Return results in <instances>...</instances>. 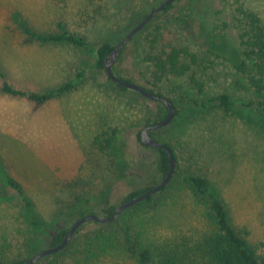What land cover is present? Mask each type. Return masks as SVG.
<instances>
[{
    "label": "rangeland",
    "instance_id": "obj_1",
    "mask_svg": "<svg viewBox=\"0 0 264 264\" xmlns=\"http://www.w3.org/2000/svg\"><path fill=\"white\" fill-rule=\"evenodd\" d=\"M160 1L0 0V72L9 84L25 93L53 92L82 74L73 89L40 105L0 92V168L19 183L34 215L45 225V230L33 227L16 193L0 183V197L10 199L0 202V262L27 260L50 248L51 238L85 206L102 217V210L117 207L130 192L162 181L158 153L137 140L159 103L120 91L103 70L94 68L93 57L83 49L67 43L41 44L22 25L45 34L58 31L61 22L93 47L116 44ZM239 8L258 16L264 26V0H177L149 22L138 44H127L119 63L115 61L118 76L151 89L146 55L169 44L188 46L195 53L197 61L187 75L166 76L160 88L153 89L174 104L173 120L155 136L170 143L179 164L175 180L171 183L172 176L167 190L150 203L126 209L116 223L82 225L72 236L78 247L95 235V249L107 241L103 237L108 233L115 244L124 233L140 236L145 245L197 239L206 230L205 202L182 181L189 175L207 178L234 227L249 231L250 243L264 241L263 99L240 87L229 63L238 48L232 24ZM209 34L218 40L210 43ZM192 75L201 86L189 80ZM219 95L229 97L228 112L210 104L203 107ZM108 129L120 133L114 147L123 162L117 177L108 168V153L93 146L94 137ZM101 193L104 198H97ZM90 254L80 264H134L119 247ZM52 255L37 262L52 264ZM59 264L72 262L61 257Z\"/></svg>",
    "mask_w": 264,
    "mask_h": 264
},
{
    "label": "trees",
    "instance_id": "obj_2",
    "mask_svg": "<svg viewBox=\"0 0 264 264\" xmlns=\"http://www.w3.org/2000/svg\"><path fill=\"white\" fill-rule=\"evenodd\" d=\"M161 2L162 1H160L158 5ZM105 5H107V2ZM103 6L104 5H100L101 8H104ZM172 6L173 4L165 7L161 12L152 18L151 22L157 19L160 13L163 14L170 10ZM155 7H152L150 11ZM150 11L144 14L143 18ZM236 14L238 17L234 19L235 21L232 25L236 31L238 48L237 51L233 52L232 56L229 58V63L238 78L237 83L240 84V87L243 90L253 92L258 98H262L263 100L260 102V105L264 106V26L258 16L242 8L237 9ZM148 25H150V23L147 24L145 28L138 34H136L127 44L132 42L134 44H138L143 32L148 27ZM57 26L59 30L56 32L40 34L32 31L28 26L22 25L24 32L41 44L67 43L83 49L93 57L94 68L104 71L105 58L112 50H114L119 42L116 44L102 43L97 47H93L88 44L85 38L70 34L65 29L63 23L59 22ZM215 37L216 36H211L209 34L207 36V40L212 43V40H218V38ZM127 44L120 52L116 63H119L123 59V53L127 47ZM206 51L210 55L219 57V54H217L213 49H206ZM186 59L188 60L187 62L185 61ZM144 61L149 66L148 73L150 72V78L152 79V82H147L151 84L152 88L148 89L143 86L141 87L151 93L164 97L163 94L160 92H154L153 89L160 88V85L166 76L183 77L187 75L191 69V66L196 63L197 57L195 53L190 51L188 46L169 44L160 47V50H155V52L152 54L146 55L144 57ZM112 71L119 79L134 83L130 79H124L118 76L115 71V65L112 66ZM81 77V73L77 74L72 81L57 87V89L53 92L46 91L43 93H25L9 84L3 73L0 72V80L2 82L0 86V92L13 97H25L28 100L40 105L46 103L54 96H58L70 89H73L81 80ZM189 80L194 85L201 86L195 76L192 75ZM112 84L120 91H129L132 94L141 97V95H139L137 92L119 87L114 83ZM164 98L173 104L171 99L166 97ZM156 102L159 103V108L156 112V115H154L153 118L146 119L143 128L152 126L166 118L168 114L166 106L159 101ZM209 104L210 106L221 108L225 112H228L231 108V103L227 95H219L208 101V103L204 102L203 107H207ZM157 131H150L149 136L154 141L162 143L169 148L174 158L175 167L178 169L179 159L177 158V155L172 149L170 143L160 142L157 139L155 136ZM119 138L120 133L117 129H108V132L103 131L97 134L93 139L94 148L98 152L102 154L108 153V156H110V167L108 168L115 171L116 177L120 174L121 165L123 163L121 161V152L114 150L115 143ZM137 140L141 143L140 132L137 133ZM141 145L143 144L141 143ZM154 150H156L158 153V173L163 179L169 168V160L164 151L158 149ZM175 174H177V172ZM175 174L173 175L171 183L175 180ZM182 181L187 183L192 188L193 193L198 198H202L205 202V205L203 206V217L206 221V230L197 239H192L190 241L187 240L188 242H176L170 246H160L153 244L145 245L140 239V236H132L130 234L124 233L122 239L120 238L119 242L115 244V241L111 240V237L108 233V237H103V239L107 241L96 244L94 249L92 247L91 240L95 238V235H93L90 240L88 239V242L86 241V243L82 244L81 248L78 247L80 245L77 246L79 242L74 244L75 240L73 241V238H71L68 245L61 252L52 255L54 257L52 264H59V259L61 257L68 259L70 263L72 262V264H80L82 262H86L87 259L90 258L89 255L92 256L90 253L93 251L105 252L107 248L110 250L113 248L116 249L118 247L134 260V264H264V241L252 244L248 241L247 236L249 235V231L246 228L236 229L234 227L223 200L211 188L207 178L201 175H189L183 177ZM0 183L4 187L12 189L16 193L17 199L21 201L25 208L26 218L31 223V225L38 230H45V225L41 223L34 215L31 203L24 195L19 183L9 178L1 170V168ZM170 185L164 187L159 193L166 191ZM153 186L154 185L145 186L130 192L121 203L129 201L130 199L146 192ZM159 193L148 197L142 203H150ZM100 195L101 196H98L97 198H104L105 196L104 193H101ZM9 200L10 199L8 197H0V202H7ZM84 204H88V202L84 201ZM140 204H137L136 206H139ZM114 208L115 207L113 206H109L107 209L102 210V217H109L112 214ZM87 214H95V211L85 206L84 211L80 212L73 218V222ZM118 219L119 217L113 222L116 223ZM73 222L69 226L64 227L60 232L51 238L50 248L58 245L62 241ZM93 224L97 225L98 223L93 222ZM81 227L82 225L75 231L73 236H77ZM100 227L102 228L103 225H99L98 229H100ZM108 227H110V225H108ZM76 257H79L78 261H76ZM27 260L22 259L11 264H23ZM5 263L6 262H0V264ZM34 264H40V262H36Z\"/></svg>",
    "mask_w": 264,
    "mask_h": 264
},
{
    "label": "water",
    "instance_id": "obj_3",
    "mask_svg": "<svg viewBox=\"0 0 264 264\" xmlns=\"http://www.w3.org/2000/svg\"><path fill=\"white\" fill-rule=\"evenodd\" d=\"M176 1L177 0H163L158 6H156L154 9H152L139 23H137L131 30H129V32L119 41V43L116 45L114 50H112L108 54V56L105 58V61H104V72H105L106 76L108 77V79L112 83H114L115 85H117L119 87L137 92L139 95H141L142 97H144L148 100L159 101L166 106L168 114H167L165 119H163L162 121H160V122H158L152 126L145 127L140 131V140L144 146H147V147H150L153 149L162 150L165 152L166 156L168 157L169 168H168V171H167L165 177L162 179L161 182H159L158 184L153 186L151 189H149L146 192L130 199L129 201L123 202L120 205H118L117 207H115L112 214L109 217H100V216L95 215V214H87V215L77 219L69 227L64 238L62 239V241L58 245L51 247V248H48V249H45V250L33 255L31 258H29L23 264H34L35 262H37L38 260H40L41 258H43L45 256H49V255L58 253L61 250H63L68 245V243L70 242L75 231L81 225H84L88 222H97L100 224L112 223L126 209H128V208H130V207H132L138 203L145 201L148 197H150L152 195L159 193L170 182V180L173 176V173H174V169H175L174 158L171 154V151L169 150V148L166 145H164L162 143H158V142L154 141L153 139H151V137L149 136V132L150 131H156L158 129H161V128L169 125L175 116V108H174L173 104L170 101H168L167 99H165L164 97H161V96H158L154 93H151V92L145 90L144 88H142L141 86H139L135 83H130V82L119 79L118 77H116L114 75V73L112 71V66L114 65L115 61L117 60V58H118L120 52L122 51L123 47L136 34H138L141 30H143L145 28V26L152 20V18L156 14H158L165 7L173 4Z\"/></svg>",
    "mask_w": 264,
    "mask_h": 264
}]
</instances>
